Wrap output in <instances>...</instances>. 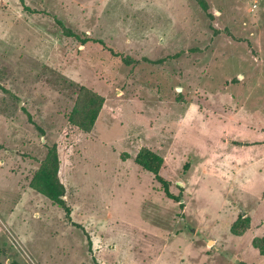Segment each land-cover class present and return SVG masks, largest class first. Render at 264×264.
I'll return each mask as SVG.
<instances>
[{"label":"rangeland","instance_id":"rangeland-1","mask_svg":"<svg viewBox=\"0 0 264 264\" xmlns=\"http://www.w3.org/2000/svg\"><path fill=\"white\" fill-rule=\"evenodd\" d=\"M54 145L70 220L31 188ZM263 190L264 0H0V264H264Z\"/></svg>","mask_w":264,"mask_h":264},{"label":"trees","instance_id":"trees-1","mask_svg":"<svg viewBox=\"0 0 264 264\" xmlns=\"http://www.w3.org/2000/svg\"><path fill=\"white\" fill-rule=\"evenodd\" d=\"M58 25L63 28L65 36L68 38H75L79 40L82 44H86L88 42H95L99 44H103L101 41L93 40L90 38H80L77 34L73 33L70 29L65 28L61 22H57ZM121 56V55H120ZM173 58V57H171ZM122 60L125 64L129 65L132 61L122 56ZM138 63V62H133ZM159 63V62H158ZM104 100L87 90L86 88H81V94L77 103L72 109V112L68 118V127L76 128L84 133H89L94 127L96 120L98 118L99 113L102 110ZM30 120V119H29ZM31 122V120H30ZM36 129L39 132L42 130L36 126ZM69 137L68 131L64 130L62 134V140L60 144L62 146V151L71 154L72 147L67 142ZM60 159L57 154V146L54 145L49 148L48 151V163L43 165L40 170L35 174L31 181V188L40 194L47 197L53 205L57 206L59 209L63 210L65 213V217L67 220L71 219V211L68 208L64 197L66 194L65 187L62 182L59 180V170H60ZM135 164L142 168L144 171L153 175L155 181L162 186L164 193L172 199L174 198L169 194V184L160 176V170L163 165V159L158 154L144 150L139 153L135 158ZM263 199H264V190H263ZM182 198H178L177 201L180 207H183L181 204ZM76 225V224H75ZM80 227V226H79ZM251 229V220L250 218L238 219L231 226L230 232L233 236H242L244 233L248 232ZM252 246L258 250L261 257H264V236L256 237L252 241ZM94 264H97L95 260H93ZM17 264V263H13Z\"/></svg>","mask_w":264,"mask_h":264}]
</instances>
